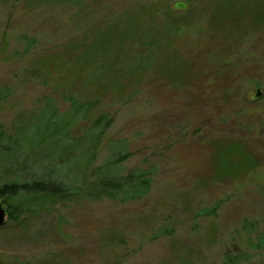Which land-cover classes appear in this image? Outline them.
Returning a JSON list of instances; mask_svg holds the SVG:
<instances>
[{
	"label": "rangeland",
	"instance_id": "1",
	"mask_svg": "<svg viewBox=\"0 0 264 264\" xmlns=\"http://www.w3.org/2000/svg\"><path fill=\"white\" fill-rule=\"evenodd\" d=\"M49 108L33 161L84 189L7 201L0 264H264V0H0V130Z\"/></svg>",
	"mask_w": 264,
	"mask_h": 264
},
{
	"label": "trees",
	"instance_id": "2",
	"mask_svg": "<svg viewBox=\"0 0 264 264\" xmlns=\"http://www.w3.org/2000/svg\"><path fill=\"white\" fill-rule=\"evenodd\" d=\"M102 38H111L115 41L116 36L113 34L109 35L108 32H105ZM95 47L96 46H93L92 44V49ZM95 52L96 49L94 50V53ZM89 53L90 52L88 51V54ZM93 55H91L92 58ZM99 70L100 67H98V70L96 71L98 72L96 73L97 79L98 75H100L99 73L102 72ZM85 73L86 72L82 74L84 79L89 78L92 80V83L95 84L98 82L93 75L89 76V74H87V77ZM98 90L100 91V89ZM36 116L35 122L32 123L30 130L26 129L18 131L16 136H19V141L17 142L11 136L7 135V132L0 130V156L5 159H8L11 156L16 158L15 160L13 159L12 164L6 168H1V166H3V162L0 161V198H4V201L6 202L5 205L7 204L5 207H7V217L9 218L17 213V211H12V204L7 203V201H11V199L15 201H18L17 199L20 200V204L22 206L18 204L16 206L17 210L20 207L25 206L24 204H28V206H36V203L43 204L46 203L45 201L55 204L57 201H64L68 199L73 200V198H75V196L84 189L83 183H80L79 185L64 184L58 175L59 172L54 169L55 166L48 167L46 165V167L43 168L42 163L37 160L33 161L37 150H41V147H43L45 142L49 139V141H53V138L58 135L62 127L69 122V118H66L64 115L57 114V111L53 108L44 109ZM50 144L52 145L53 142ZM231 150L232 149L229 148V150H225V152L231 153ZM49 162L47 161L45 163L51 165ZM113 164H115V160ZM31 167L39 171L38 174H34V172L31 173ZM107 171L105 170L104 173L97 178L96 183H91L87 186V194L92 196L95 200L100 199L103 196L113 198V193H115V191L119 189L118 187L121 186L120 178H112ZM21 173L22 175L26 173L32 175L28 178L22 179V177H20ZM9 175L11 178H8ZM5 177L6 180L2 181ZM145 183L142 186L144 187L143 189L139 187L142 190H133V194L135 193V195H139L141 193L140 191L145 192L144 190L147 187ZM124 192L127 194L128 190L126 189ZM2 204L4 203L2 202ZM253 243L255 245L254 249L261 251L264 255V234L258 235L257 239ZM227 259L230 261L229 258Z\"/></svg>",
	"mask_w": 264,
	"mask_h": 264
},
{
	"label": "water",
	"instance_id": "3",
	"mask_svg": "<svg viewBox=\"0 0 264 264\" xmlns=\"http://www.w3.org/2000/svg\"><path fill=\"white\" fill-rule=\"evenodd\" d=\"M258 90L256 91V95L258 94ZM8 214V211L5 207L4 204H1L0 202V227L3 226V224H5V218Z\"/></svg>",
	"mask_w": 264,
	"mask_h": 264
}]
</instances>
